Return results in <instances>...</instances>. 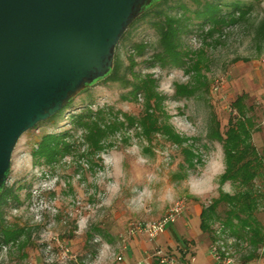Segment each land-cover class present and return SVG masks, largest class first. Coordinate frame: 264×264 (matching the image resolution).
<instances>
[{
	"label": "rangeland",
	"instance_id": "obj_1",
	"mask_svg": "<svg viewBox=\"0 0 264 264\" xmlns=\"http://www.w3.org/2000/svg\"><path fill=\"white\" fill-rule=\"evenodd\" d=\"M243 1L264 8V0ZM185 2L192 10L197 8L193 0ZM181 12L172 10L174 14ZM256 16L257 12L248 22L225 28L221 38L216 33L206 42L195 26L198 20H193L195 25L185 42L193 50L204 47L207 53L201 64L207 88L194 96L176 94V84L191 81L183 67L146 63L158 38L147 20L131 26L119 41L116 54L121 55L126 67L130 56L135 55L133 42L151 44L144 55H135V71L154 75L158 91L164 96V113L160 116H168L175 130L188 140L180 146L160 133L149 140L133 126L106 139L102 151H92L83 139V130L74 128L75 113L90 105L93 109L107 106L139 116L145 99L142 95L136 101L126 99L123 95L129 89L104 80L83 90L59 117L25 132L14 149L7 184L14 185L21 201L9 200L2 210L4 224L22 228L23 232L11 244L8 264H144L155 248L176 255L178 264H213L212 240L209 233L201 230L199 217H185L180 238L175 230L179 219L194 214L195 205H209L222 190L236 191L230 181L222 184L220 176L214 181L213 191L202 196L192 195L187 186L190 176L211 171L221 161L225 170L222 142L208 137L212 114L224 133L230 118L237 115L233 103L243 95L247 116L254 123L253 142L264 154V44L257 47L253 41L251 23ZM65 130L73 134L76 151L60 155L51 163L35 158L34 150L43 135ZM183 148H192L198 155L195 165L186 162ZM255 183L263 194L256 215L264 227V167ZM114 185L119 186L115 193L110 191ZM176 202H183L184 211L165 231L170 232L171 242L165 240L164 234L155 239L128 236L130 226L163 216ZM226 208V203L219 205L221 216ZM218 222L214 223L215 228ZM49 243L54 246L52 263L46 261L45 255ZM60 245L68 248L66 255ZM230 251L238 264H244L243 256L254 252V248L241 240ZM256 253L259 256L247 263L264 264V242ZM118 255L123 260H117Z\"/></svg>",
	"mask_w": 264,
	"mask_h": 264
},
{
	"label": "trees",
	"instance_id": "obj_2",
	"mask_svg": "<svg viewBox=\"0 0 264 264\" xmlns=\"http://www.w3.org/2000/svg\"><path fill=\"white\" fill-rule=\"evenodd\" d=\"M193 1L197 4V8L192 10L185 0H154L131 25L133 27L139 20L146 19L157 33V41L152 45L154 51L146 60L148 65L160 64L162 67L178 65L191 75V81L188 83L176 84V94L182 96L198 95L203 91V87L207 88L204 80L206 77L201 71V64L207 54L206 50L204 47L193 50L185 42V37L192 32L191 26L194 24V19L198 20L194 25L200 30L206 42L216 33H219L221 38L225 28L248 22L250 16L257 12L256 18L251 23L253 41L257 47L264 44V8H256L253 3L249 4L243 0ZM174 9H181L182 12L174 14L172 13ZM150 46L151 44L145 42L132 43L135 55L138 56L144 55ZM135 55L130 56L129 65L124 67L121 55L116 54L114 67L103 80L120 83L129 89L123 95L126 99L136 101L139 95H142L145 100L143 111L139 116L120 110L116 111L107 106L93 109L90 105L82 107L72 116L74 128L83 130V139L92 151H102L106 139L118 131L133 126L140 129L141 134L149 140L157 133L163 134L180 146L188 140L175 130L168 116H160V113H164V96L158 91L157 79L153 74H142L135 71L137 65ZM233 104L237 115L230 118L224 133L220 131V122L215 114H212L208 137L222 142L225 170L220 176V181L222 184L230 181L236 191L228 193L222 190L219 197L209 205L203 206L200 214V227L203 232L209 233L212 241L219 237L217 230L220 228L221 234L225 236V245L228 249L236 248L241 240L249 243L254 248V252L243 256L242 263H247L259 256L256 253L257 247L264 242V227L256 215L263 194L257 189L255 183L262 174L264 154L259 152L253 142L254 123L247 116L244 96H239ZM62 110L49 120L59 117ZM72 138L73 134L70 130L59 134L43 135L34 150L35 158H43L47 163H51L60 155L76 151L77 144L75 140H71ZM183 149L186 162L191 166L195 165V159L199 160L198 155L192 148ZM9 200L17 203L21 201L14 185L6 184L0 194V224L2 227L0 251L3 244L13 243L23 232L22 228H9L4 224L2 208ZM221 203H226L228 206L224 216L218 212ZM216 221H219L217 228L213 226ZM229 239H233V242L229 243ZM182 257H185V253Z\"/></svg>",
	"mask_w": 264,
	"mask_h": 264
},
{
	"label": "water",
	"instance_id": "obj_3",
	"mask_svg": "<svg viewBox=\"0 0 264 264\" xmlns=\"http://www.w3.org/2000/svg\"><path fill=\"white\" fill-rule=\"evenodd\" d=\"M154 0H0V194L21 136L114 67Z\"/></svg>",
	"mask_w": 264,
	"mask_h": 264
},
{
	"label": "built area",
	"instance_id": "obj_4",
	"mask_svg": "<svg viewBox=\"0 0 264 264\" xmlns=\"http://www.w3.org/2000/svg\"><path fill=\"white\" fill-rule=\"evenodd\" d=\"M183 211V202H176L163 216L144 222H138L130 226L128 230V236L147 235L149 238L155 239L164 233L169 225L174 223L183 213ZM1 235L2 227L0 224V237ZM217 235L219 237L211 241L210 244V253L215 260V264H238L230 249L226 247V241L224 239L225 236L221 234L220 228L217 230ZM232 242L233 239H229V243ZM11 244L12 243L2 245V249L0 251V264L9 263V249ZM60 247L63 249V254L66 255L69 251L68 248L64 247L63 245H60ZM53 253L54 246L49 243L45 252L47 262L52 263L54 261ZM117 260H123V256L118 255ZM155 262L159 264H178L179 258L176 255L168 254L162 249L155 248L154 252L148 255L144 260V264H154Z\"/></svg>",
	"mask_w": 264,
	"mask_h": 264
},
{
	"label": "clouds",
	"instance_id": "obj_5",
	"mask_svg": "<svg viewBox=\"0 0 264 264\" xmlns=\"http://www.w3.org/2000/svg\"><path fill=\"white\" fill-rule=\"evenodd\" d=\"M207 168V165H206ZM224 164L221 161L213 170L201 172L199 175H192L188 178V189L192 195L202 196L206 193L212 192L214 188V181L223 174ZM119 186L114 185L110 190L115 193ZM84 220V219H82ZM85 222V220H84Z\"/></svg>",
	"mask_w": 264,
	"mask_h": 264
},
{
	"label": "crops",
	"instance_id": "obj_6",
	"mask_svg": "<svg viewBox=\"0 0 264 264\" xmlns=\"http://www.w3.org/2000/svg\"><path fill=\"white\" fill-rule=\"evenodd\" d=\"M201 211H202V207L195 205L194 206V214H190L189 216L184 215L181 219H179L178 226H177L178 230H175L176 231L175 234L177 235V238H180L181 228H183V226L185 224V220H186L185 217H187V219L189 218L190 220H192L195 216L200 218ZM200 223H201V219H200ZM162 234H164L165 240H168L171 242L170 232L167 231V232L162 233ZM158 241H160V239ZM210 257H211L212 263L215 264V260H214L213 256L211 255ZM117 264H125V263H117ZM244 264H250V263H244Z\"/></svg>",
	"mask_w": 264,
	"mask_h": 264
}]
</instances>
